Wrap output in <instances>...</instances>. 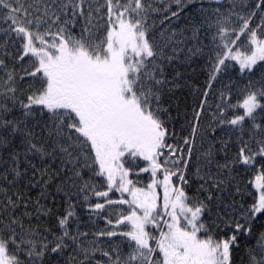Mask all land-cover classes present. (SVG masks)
<instances>
[{
	"label": "snow or ice",
	"instance_id": "6c2138e0",
	"mask_svg": "<svg viewBox=\"0 0 264 264\" xmlns=\"http://www.w3.org/2000/svg\"><path fill=\"white\" fill-rule=\"evenodd\" d=\"M182 2L183 0H176L178 6ZM188 2L191 3L192 0ZM83 3L84 0H68V3H57V0L47 3L45 0L43 11L36 6L35 12L38 15L30 18L32 13L23 7V0H0V8L7 10L5 18L11 19L15 25L12 32L23 40L22 53L18 59L22 63L29 55L35 58L33 70L29 72L24 69L20 80L35 77H40L41 80L38 89L32 90L29 86L26 99L21 98L25 90L18 88L13 72L6 73L7 79L0 83V151L8 155V159L0 160V163L12 164L10 169L0 173V178L7 179V171H11L15 177L22 175L21 155L33 169H36V166L32 164L30 157L38 156L43 159L45 156L56 158L59 155L62 164L74 166L82 158V168L91 169L94 165L98 166L95 174L106 177L107 181V191L95 192V196L104 198V202L90 205V208L99 213L106 207L127 204L131 209L127 215L120 212L115 222L110 218L106 219L107 225L113 229L125 224L130 225L129 231L102 230L97 233L100 237L120 236L127 239L130 249L127 254L120 251L119 245L113 246L111 251L102 252L108 264H231V250L233 246H238V234H251L252 223L258 218L257 214H264V174L256 177L259 195L241 217L248 226L245 227V224L237 219L231 235L220 239L208 235L207 238L201 239L198 233L207 229L200 221L203 213L210 211L208 205L199 201L195 206H189L190 198L183 187L173 186L171 182L172 177L179 176L182 184L187 183L184 172L178 165L183 163L187 168L189 161L182 158L173 160V167H176L177 171H170L162 167L159 160L164 148L168 149L169 157L175 155L177 148L165 143L168 133L158 117L159 109H152V101L159 102L161 91L168 81L164 78L162 65L156 62L157 57L161 60L165 58L163 46L157 50L158 46L149 41L148 29L141 19V14L146 16L151 6H146L143 0H127L125 4H121L120 0H115V3L113 0H106L108 30L98 43L92 42V33L87 27L79 38L71 34L65 35L64 26L56 32L40 31L41 25L48 24L49 19L52 24L58 23L59 12L66 13L69 4L73 5V18L77 11L83 16ZM233 7H236L235 3ZM258 9H264V0H258L247 16L237 14L238 19L242 21L238 33L235 29L225 26L229 16L221 13L218 8L214 9L217 15L215 25L220 39L223 41L230 33H235L237 40L240 34H250L252 50L250 55H245L238 50L233 52L229 43L223 44V49L227 51L220 50L218 46L208 82L209 88L216 79V73L230 67L226 63L229 59L239 64L241 73H253L257 62L264 61V39L260 38L257 32V29L264 28V15H261L260 23L255 29L250 27V21L257 15ZM21 12L23 20L17 18ZM176 15L177 13H172V16ZM67 23L69 21H65V24ZM197 31L194 27V38ZM49 36L52 37L51 42L46 39ZM237 40H232L231 44H236ZM200 51V48H196L193 54ZM173 58L167 57L169 61ZM4 67V61L0 59V69ZM260 71L264 78V65H261ZM18 91L21 93L19 96ZM204 95H208L207 89ZM258 98L264 99V80L262 87L249 92L242 104L231 106L243 108V114L227 119L225 117L228 109L218 106L221 113L219 124L239 128L247 118L251 122L252 138L258 134L264 137V125L257 122L256 112L260 109L264 113V104ZM205 103L206 101L202 100L201 107ZM195 115L199 118L201 113L196 112ZM195 132L194 126L193 133ZM224 143L227 144V141ZM184 144L188 146V153L191 155L192 148L187 138ZM257 144L258 150L252 152L248 142H243L234 162L250 165L256 156L264 157V139H258ZM77 149L80 154L74 155V150ZM89 151L92 155H89ZM126 156L131 158L133 164L137 157L149 162L148 168L140 169L142 172L149 169L152 172L153 179L147 185V190L136 188L128 179L129 169L124 167ZM168 163L169 158H165L164 165ZM158 170L164 172L163 181L155 178ZM68 171H72V176L67 179L74 182L81 176L79 170ZM45 173L46 169L41 171V175ZM208 178L211 179V176ZM8 183L13 181L9 180ZM158 185L163 186L162 214L157 206ZM87 187L86 182L80 186V190L83 191ZM113 189L122 194L128 193L131 199H108L109 192ZM57 190H63L62 186H58ZM87 199L85 196V200ZM208 199L211 200V196ZM8 203L15 206L11 197L8 198ZM73 215L74 212L69 210L59 218L62 235L55 237L54 241L42 243L39 249L33 239L25 240L21 236L20 240H17V234L12 229L7 239L0 238V264H25L19 258L22 252L26 253L31 264H36L46 255L49 247L51 253H58L68 247L66 239L70 238L74 243L78 241L79 236L85 234L73 236L67 230ZM181 217L185 222L183 226ZM15 223V220L11 221V224ZM227 223L231 225L232 222L229 220ZM148 225L157 228L163 225L167 230L161 229L157 238L146 230ZM150 241H155L156 247H152ZM10 245H15L13 254L9 253ZM257 249L264 253V231L257 238ZM157 250L161 256L160 260H156L154 256ZM83 251L87 260L89 251L97 252L100 249L85 248ZM112 252L116 253L114 260ZM249 264H264V254L250 255Z\"/></svg>",
	"mask_w": 264,
	"mask_h": 264
},
{
	"label": "trees",
	"instance_id": "16d2710c",
	"mask_svg": "<svg viewBox=\"0 0 264 264\" xmlns=\"http://www.w3.org/2000/svg\"><path fill=\"white\" fill-rule=\"evenodd\" d=\"M51 2L52 0H47V3ZM113 2L115 3V0ZM120 2L125 4L127 0H120ZM143 2L146 6H151L146 16L141 14V19L144 20L145 27L148 29L147 38L158 46L157 50L163 46L165 58L161 60L157 57L156 62L162 65L164 78L168 81L161 91L159 102L152 101V109L153 111L159 109L158 117L168 133L165 143L173 145L177 148L175 154L182 153V159L189 161L187 168L183 163L179 165L180 170L183 167L182 171L187 183L182 184L179 176L172 177V181L174 186L183 187L190 198L189 206H195L199 201H204L210 209L203 213L200 221L205 224L207 231L201 230L198 236L201 239L207 238L208 235H213L215 239L226 237L233 233L237 219L244 223L245 227L248 226L245 219L241 217L259 195L256 177L264 174V157L256 156L250 165L234 161L240 147H243V142H248L252 152H256L259 147L257 140L264 137L258 134L252 138L251 122L247 118L239 128L220 125L221 113L218 106L228 109L225 117L227 119L243 114V108L231 106L242 104L249 92L262 87L264 78L260 68L264 65V61L257 62L253 73H241L239 64L229 59L226 63L230 67L216 73V79L212 81L211 88L208 87L218 46L220 50L227 51L223 49V44L229 43L233 52L238 50L245 55H250L252 50L250 34H240L237 40V35L230 33L223 41L220 39L215 25L217 15L214 9L218 8L221 13L229 16L225 26L235 29L238 33L242 21L238 19L237 14L247 16L255 8L258 0H192L191 3L183 0L179 6L176 0H143ZM57 3H68V0H57ZM233 3L236 7H233ZM36 6H39L42 12L45 0H23V7L32 13L30 18L38 15L35 12ZM82 11L83 16L77 11L73 18V5L69 4L66 13L59 12L58 23L52 24V20L49 19L48 24L41 25L40 31L56 32L64 26L65 35L71 34L79 38L87 27L91 30L92 42L98 43L105 37L108 30L106 0H84ZM89 12H91L90 17ZM173 12L177 15L172 16ZM261 15H264V9L257 10V15L250 21L251 28L257 27ZM6 16L7 10L0 8V59L5 65L3 69H0V83L7 79L6 73L13 72L18 88L25 90L21 98L26 99L29 86L32 90L38 89L41 86V80L40 77L20 80L23 70L27 69L31 72L36 62L30 55L22 63L18 59L22 53L23 40L17 38L12 32L15 25L12 24L11 19H6ZM17 18L23 20V13L18 14ZM65 21L69 23L65 24ZM50 24L51 28H49ZM209 25L212 26L209 27ZM194 27L198 29L195 38ZM32 28H35V23ZM257 32L258 36L264 39V28L257 29ZM46 39L51 42L52 37L49 36ZM232 40H237V43L231 44ZM196 48H200L201 51L193 54ZM189 49L193 51L190 52ZM168 56L174 58L169 61ZM177 73H179L178 76ZM206 89L207 96L204 95ZM17 95L21 93L18 91ZM202 100L206 101L203 107H201ZM260 102L264 104V99H260ZM196 112L201 113L199 118L196 117ZM256 112L257 122L264 125V113L260 109ZM194 126L195 133H193ZM185 138L188 139L192 148L191 155L188 153V146L184 144ZM224 141H227V144ZM167 150L165 148V151ZM79 154L78 149L74 150V155ZM89 155H92L90 151ZM7 159V153L0 151V160ZM30 159L36 169L41 171L46 169V173L41 175V171L33 169L21 155L22 175L15 177L11 171H7V179L0 178V238L7 239L14 229L17 240H20L21 236L25 240L33 239L39 249L42 243L54 241L55 237L62 235L63 229L60 228L58 220L71 210L74 215L69 220L67 230L73 236L81 233L85 235L79 236L75 243L70 238L66 239L68 247L61 252L51 253L49 247L46 255L36 264H82V262L83 264H97V262L108 264L107 258L102 255L103 251H111L113 246L119 245L123 254L129 252L126 238L97 235L102 230L129 231L130 225L125 224L113 229L107 225L106 219L110 218L115 222L120 212L127 215L131 211L127 204L106 207L99 213L90 208V205L104 202V198H97L95 192L108 190L106 177L95 174L98 166L94 165L91 169L82 168V158L75 166L64 165L59 155L56 158L45 156L41 159L37 156ZM224 165L227 167H221ZM11 167V163H0V173ZM124 167L129 169L128 177L133 185L138 183V187L144 188L149 184L150 169L147 172L140 171L142 168L149 167L148 161L137 157L133 164L131 158L126 156ZM25 169H27L26 172ZM69 169L79 170L81 173L80 178L75 179V182L67 179L72 176V171H68ZM209 176L211 179L208 178ZM9 180L13 183H8ZM86 182L88 187L81 191L80 186ZM58 186H62L63 190L58 191ZM116 193L117 191H110L108 199L118 200L117 198L122 197L127 200V195ZM85 196L88 197L87 200ZM209 196L211 200L208 199ZM9 197L15 202V206L8 203ZM257 215L258 218L252 223L251 234H238V246H233L231 250V264H249L250 255L264 254L257 249V238L264 231V214ZM12 220L16 223L11 224ZM229 220L232 222L231 225L227 223ZM159 229L154 225L146 226V230L154 237H157ZM150 245L155 247V241H150ZM85 248H99L100 251H89V258L85 260L83 251ZM253 249L257 250L253 252ZM14 252L15 245H10L9 253ZM19 258L25 264H31L25 252L20 253ZM112 258L113 260L116 258L115 252H112Z\"/></svg>",
	"mask_w": 264,
	"mask_h": 264
},
{
	"label": "rangeland",
	"instance_id": "374dc122",
	"mask_svg": "<svg viewBox=\"0 0 264 264\" xmlns=\"http://www.w3.org/2000/svg\"><path fill=\"white\" fill-rule=\"evenodd\" d=\"M162 152H163V155L160 157V158H161L160 163H161L162 167H166V168H168L170 171H177V168H176V167H173L172 161L175 160V159H181V158H182V153H178V154H175V155L172 156V157H169V152H168V150L165 151V148H164V149L162 150ZM165 158H169V163H168L167 165H164V159H165ZM179 165H180V164H179ZM179 165H178V167H179ZM182 170H183V167H182ZM150 171H151V170H150ZM163 177H164V172H163L162 170H158L155 178H156L158 181H163ZM128 179H129V177H128ZM152 179H153V176H152V172H151V180H150L149 183L152 182ZM171 182H172V185L174 186L173 181H171ZM134 186H135L136 188H140V187H138V183H135ZM143 189L147 190V186L144 187ZM113 190H114V192H116L115 189H113ZM156 193H157V200H163V186H162V185H158V186H157V188H156ZM116 194H118V195H124V194H125V195H127V200H130V199H131V197L128 195V193H123V194H122L121 192H117ZM121 198H122V197H121ZM117 199L119 200L120 198H117ZM157 206H158V201H157ZM160 207H161V209H160V208H158V209H159V211H160L161 214H162V213L164 212V209H163V202L161 203ZM164 218H165V219H169L168 217H164ZM184 223H185V222L183 221V218L181 217V224H182V226H183ZM161 229L164 230V231L167 230L165 226L161 225V228L159 229V233H158V235H157V238H159L160 230H161ZM155 247H156V246H155ZM155 258H156V260H160V259H161V256H160L158 250H157V252L155 253Z\"/></svg>",
	"mask_w": 264,
	"mask_h": 264
},
{
	"label": "flooded vegetation",
	"instance_id": "af4514ba",
	"mask_svg": "<svg viewBox=\"0 0 264 264\" xmlns=\"http://www.w3.org/2000/svg\"><path fill=\"white\" fill-rule=\"evenodd\" d=\"M157 201H158V208L161 209L160 205H161V203L163 202V200H157ZM160 213H161V212H160Z\"/></svg>",
	"mask_w": 264,
	"mask_h": 264
}]
</instances>
